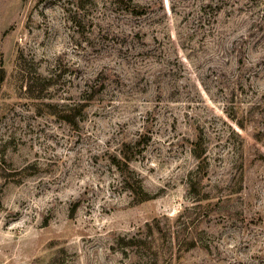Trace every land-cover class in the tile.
<instances>
[{
	"label": "rangeland",
	"instance_id": "374dc122",
	"mask_svg": "<svg viewBox=\"0 0 264 264\" xmlns=\"http://www.w3.org/2000/svg\"><path fill=\"white\" fill-rule=\"evenodd\" d=\"M132 3L0 0V264H264V0Z\"/></svg>",
	"mask_w": 264,
	"mask_h": 264
},
{
	"label": "trees",
	"instance_id": "16d2710c",
	"mask_svg": "<svg viewBox=\"0 0 264 264\" xmlns=\"http://www.w3.org/2000/svg\"><path fill=\"white\" fill-rule=\"evenodd\" d=\"M130 1V4H129V6L130 7H132V10H135L136 12L138 11L139 12V9L135 6V4H133L132 2H133V0H129ZM86 104L85 103H82V104H80V107H84ZM69 109H71V108H69ZM69 120V119H68ZM197 155H201L200 153H196ZM127 158V160L129 161V158L128 157H126ZM130 188H132V190H136L135 189V187L134 186H130ZM139 189L141 190V192H142V194H143V188H142V183H139ZM139 189H138V191L136 190V194H138V193H140V191H139ZM148 194V193H147ZM148 198V196H146V197H142L141 199H147Z\"/></svg>",
	"mask_w": 264,
	"mask_h": 264
}]
</instances>
